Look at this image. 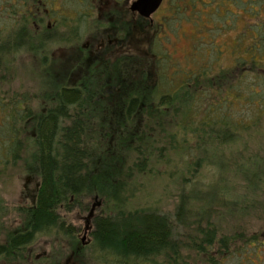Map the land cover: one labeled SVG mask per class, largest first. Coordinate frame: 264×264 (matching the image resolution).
<instances>
[{
	"label": "rangeland",
	"instance_id": "obj_1",
	"mask_svg": "<svg viewBox=\"0 0 264 264\" xmlns=\"http://www.w3.org/2000/svg\"><path fill=\"white\" fill-rule=\"evenodd\" d=\"M179 3H176V0H167L161 12L155 16L154 29L158 28L159 23L164 24L166 28L165 32L162 28L157 33L154 31L153 41L147 43L146 38H142L146 34L143 33V28L139 32L141 37L135 59L136 65L129 68L127 62L124 65L127 68L124 69V67L119 68L117 64L107 63L102 70L87 71L84 83L86 82L85 89L89 94L85 96L81 107L68 112L69 116H78L86 121L87 130L83 138L88 152L87 164L93 177L92 193L82 201L71 202L70 211L65 209L60 211L66 226L74 227L78 232L72 237L55 233L39 235L19 257L7 258L0 264H11L12 261H15L14 264H67L73 252L75 259L81 264L111 263L107 262V258L102 259L103 255L100 256L96 252L92 237L87 238V241L91 240V242L85 249L80 248V244L87 223L92 226V219L90 220L89 217L94 206L95 217L112 214V205L104 202L101 192L104 186L109 185L110 177L118 173L111 165L114 163L116 165V162L120 161L119 167L123 171L125 164L129 166L137 158L133 145L121 147L119 145L120 137L127 138L130 134L138 133L146 123L142 114H138L130 122L126 121L124 106L129 96L142 93L150 100L158 93H167V87L171 85L168 83V77L178 83L195 73L197 67L207 71L205 85L210 88L211 80L219 68L226 69L225 66L233 64L230 59L221 60L217 67L219 63L217 57H220L221 50L225 51L227 56H230L233 50L242 52L245 38L254 37L256 33L261 32V29L264 31V14L260 15L261 3L257 0L253 3L250 0H188L185 9ZM162 16L166 18L161 20ZM9 19H6V14L2 12V0H0V33L4 32L5 22ZM16 30L10 29V31ZM4 39L5 36L0 35V42ZM239 41V47L235 48ZM248 43L252 44V40L245 41L246 47ZM257 50L256 46L252 47L253 52ZM259 52L264 53V45ZM193 53L195 55H192ZM28 54H31L30 51L24 48L10 53L7 58L10 60L9 68L6 67L9 61L3 62L4 65L0 61V105H2L0 107L3 108L0 109V145H2V133L6 134L7 128L15 127L22 135L20 158L13 161L9 153H5L6 160L0 163V201L3 207V213L0 215V243H5L8 237L25 228L22 210L32 204L40 183L35 142L36 121L42 111L56 108V105H53L56 87L51 85V79L48 78L52 71H49V66L40 68L32 57L27 56ZM189 55L191 61L187 58ZM260 64L264 66V58L260 59ZM236 68L234 67V72L231 74L234 75L233 80L226 85L221 84V87L226 90L236 85L240 78L242 80L240 86L246 98L252 99L253 91L260 94L259 97L263 96V99H258L259 97L255 99L254 106L247 99V102L236 109L237 112H233L236 118L246 122V128L238 132L237 147L243 151L242 157L257 156L264 162V106H260L264 101V73L255 67L243 74L237 72ZM140 82L146 85L145 88H141L144 92L138 91L137 84ZM90 90H93L92 94ZM190 93L194 94V91ZM115 95L116 98H113ZM235 99L232 94L228 96L229 103H234ZM192 103L193 101L183 106V111L186 113L189 110L191 117L195 107ZM3 119L8 120L6 126H3ZM66 122L68 124V119ZM170 125H172L171 121ZM63 127H66L64 123ZM173 131L175 129L169 128L168 133ZM129 142L132 143L130 140ZM9 143V141L6 143L7 147ZM196 147V143L188 144L183 147L186 150L181 153V157L171 156L170 163L157 164L159 166L153 175L139 179L140 192L135 201H132L130 210L151 208L161 214L174 216L183 179L186 177L191 179L187 176L188 152L191 149L195 150ZM224 149L227 151V147ZM232 151L237 153V148H233ZM201 173L202 176L197 177L199 184L203 182L207 185L214 178L211 177L209 168L202 170ZM222 182L220 180L219 187L224 189L227 185ZM191 205L198 204L192 202ZM248 205L249 208L246 210L235 213L223 210L222 214L215 218L214 227L220 230V233L239 232L236 234L239 240L233 245L230 244L229 249L209 247L205 236L199 235L195 230L198 226L195 229L194 226L190 228L195 230L192 233L180 229L186 234L185 237L182 234L180 237L184 240L185 261L188 260L190 264H248V262L264 264V249L258 252L256 249H245L243 246V241L245 244L251 236L258 237L264 242V183L262 190L250 197ZM199 228L202 229L201 231H208L212 227L203 224L199 225ZM197 244H201L204 252L192 249V246Z\"/></svg>",
	"mask_w": 264,
	"mask_h": 264
},
{
	"label": "trees",
	"instance_id": "obj_2",
	"mask_svg": "<svg viewBox=\"0 0 264 264\" xmlns=\"http://www.w3.org/2000/svg\"><path fill=\"white\" fill-rule=\"evenodd\" d=\"M261 32L264 33L262 29ZM258 35L263 36L260 33ZM254 37H250L252 44L248 43L246 47L245 40L242 44V52H236L238 59L234 67H237V72H246L242 65L249 62L251 69L256 67L264 73L263 64H260L264 53L259 52L264 45V38L255 40L252 39ZM19 41L18 37L5 38L4 43H0V49L18 50ZM253 46L258 50L253 52ZM219 56L217 67L222 54L219 53ZM4 58L6 57L0 54V59L4 60ZM0 61L4 65L2 60ZM234 67L231 70L217 71L211 80L210 88L205 85L207 71L197 67L195 73L178 83L168 77V83L171 85H168L167 93H158L150 100L142 93L129 96L124 106L126 121L130 122L138 114H142L146 123L138 133L130 134L127 138L120 137L119 145L120 147L133 145L137 158L129 166L125 164L123 171L119 167L120 161L116 162V165L115 163L111 165L118 173L110 177L109 185L104 186L101 192L104 202L112 205V214L96 217L91 235L96 252L103 255L102 259L107 258L108 263L190 264L188 260L185 261L184 240L180 238L181 234L185 237V231L192 233L196 230L199 235L205 236L209 247L217 246L221 250L229 249L230 244L233 245L239 240L236 235L239 234L238 231L230 234L220 233V230L214 227L215 218L222 214L223 210L235 213L249 208L250 197L262 190L264 162L257 156L242 157L243 151L237 147L238 132L246 128V122L236 118L233 112H237L236 109L247 102V99L253 106L256 105L255 99L260 94L253 91L255 98H246L240 86L242 82L240 78L236 85L226 90L221 87V84L226 85L233 80L234 75L231 74L234 72ZM145 87L146 85L141 82L137 84L138 91H143L141 88ZM92 91L90 90V94ZM191 91H194V94H191ZM88 94L86 89L83 91L79 88L72 90L62 88L56 94L57 107L37 120L35 142L40 176L39 190L32 204L22 210L25 228L8 237L5 243H0V263L7 258L19 257L39 235L55 233L73 236L74 228L66 226L60 211L63 209L70 211L71 202L82 201L92 193L93 177L87 164L88 152L83 138L87 130L86 121L78 116H69L68 112L81 107ZM231 94L236 98L234 103L228 102V96ZM258 99H263V96ZM191 101L195 106L193 117L196 119L191 117L189 110L186 113L183 111V106ZM260 106H264V101ZM7 121L3 119V126H6ZM63 123L66 127H63ZM167 127L175 131L168 133ZM7 131V135L2 133L1 164L6 160L5 153H9L13 161H17L21 153L22 135L15 127L7 128ZM8 141L9 148L6 144ZM192 143H196L197 147L195 150L191 149L188 158L186 157V164H189L187 176L191 179L187 177L183 179L174 216L161 214L151 208L130 210L132 201H135L140 192L139 179L153 175L159 166L157 164L170 163L171 156L181 157V153L186 150L183 147ZM235 147L237 153L232 151ZM207 168L210 169L214 180L212 179L207 185L203 182L199 184L197 177L202 176L201 171ZM220 180L225 182L227 187L220 188ZM192 202H197L198 205L190 206ZM2 213L3 207L0 201V215ZM203 224L212 227L211 231L210 229L201 231L199 225ZM192 226L193 229L198 227L193 230L190 229ZM180 229L185 230H183L184 234ZM186 240L188 241V237ZM243 246L245 249L253 248L260 252L264 249V242L258 237L251 236L245 244L243 241ZM192 249L204 252L201 244L192 246ZM10 263L14 264L15 261ZM248 264L252 263L248 262Z\"/></svg>",
	"mask_w": 264,
	"mask_h": 264
},
{
	"label": "flooded vegetation",
	"instance_id": "obj_3",
	"mask_svg": "<svg viewBox=\"0 0 264 264\" xmlns=\"http://www.w3.org/2000/svg\"><path fill=\"white\" fill-rule=\"evenodd\" d=\"M166 1L163 0L158 10L150 17H144L134 9L138 0H2V12L6 14V19H11L5 22L4 32L0 35H4L7 39L18 37L20 40L18 49H28L31 54L27 56L32 57L40 68L49 66V71L52 72L48 78L51 79V85L56 87V94L62 88L68 90L79 88L85 91L84 78L87 71L102 70L107 63L117 64L119 68L124 67L127 62L129 68L136 65L135 59L140 42L139 37H141L139 32L142 28L143 33H146L142 38H146L147 43L153 41L154 31L157 33L162 28L165 32L164 24L159 23L156 30L154 26L155 16L161 12ZM187 1L176 0V3L185 9ZM250 1L255 2V0ZM257 2L261 3L259 12L262 16L264 0H257ZM164 18L166 17L162 16L161 20ZM10 29H17V31H10ZM261 34L263 36L259 37L256 33V37L252 39H263L264 33L260 32ZM149 36L151 37L148 39ZM241 38L240 34V41H242ZM248 39L250 37L245 38L244 41ZM240 41L236 43L235 48L239 46ZM15 51L14 48L0 49V54L6 57L4 60L1 59L2 62L9 61L6 64L8 68L10 60L7 58ZM220 53L224 54L221 60L230 59L233 62L231 66H225L226 70L233 69L234 62L238 59L237 53L234 50L230 56H227L223 50ZM189 57L190 55L187 57L190 60ZM248 63L242 65L245 71L251 69ZM218 71H223V67H220ZM89 84H91L90 81ZM53 99L55 106L57 96L55 95ZM49 110L53 109L42 111L37 120L46 115ZM95 218L93 215L92 226L87 223L84 229L80 244L82 249L90 245L91 240L87 241V238L92 237ZM74 231L78 232L75 228ZM74 253L68 258L67 264H81L75 259Z\"/></svg>",
	"mask_w": 264,
	"mask_h": 264
},
{
	"label": "water",
	"instance_id": "obj_4",
	"mask_svg": "<svg viewBox=\"0 0 264 264\" xmlns=\"http://www.w3.org/2000/svg\"><path fill=\"white\" fill-rule=\"evenodd\" d=\"M162 1L163 0H138V2L134 6V9L137 10L142 16L150 17L158 10ZM94 208L91 211L89 219L93 217Z\"/></svg>",
	"mask_w": 264,
	"mask_h": 264
}]
</instances>
